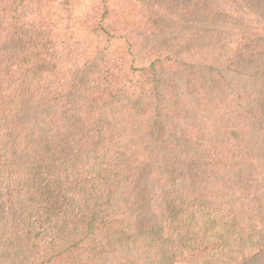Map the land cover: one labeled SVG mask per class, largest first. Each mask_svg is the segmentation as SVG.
I'll return each instance as SVG.
<instances>
[{"label":"trees","instance_id":"obj_1","mask_svg":"<svg viewBox=\"0 0 264 264\" xmlns=\"http://www.w3.org/2000/svg\"><path fill=\"white\" fill-rule=\"evenodd\" d=\"M0 264H264V0H0Z\"/></svg>","mask_w":264,"mask_h":264},{"label":"rangeland","instance_id":"obj_2","mask_svg":"<svg viewBox=\"0 0 264 264\" xmlns=\"http://www.w3.org/2000/svg\"><path fill=\"white\" fill-rule=\"evenodd\" d=\"M210 20L209 23L212 26L214 23ZM231 79V80H230ZM229 81L223 82L220 87L216 86L213 82L207 81V86L210 94L214 97H218L221 94H233L234 91L248 88L249 82L242 76H234L230 78ZM164 81L168 82L170 85L177 87H182L183 83L181 77L177 75H168L164 78Z\"/></svg>","mask_w":264,"mask_h":264}]
</instances>
